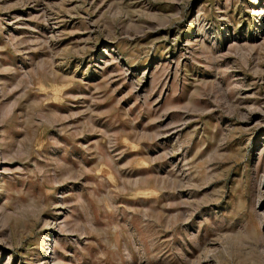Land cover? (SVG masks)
Masks as SVG:
<instances>
[{
	"label": "rangeland",
	"instance_id": "obj_1",
	"mask_svg": "<svg viewBox=\"0 0 264 264\" xmlns=\"http://www.w3.org/2000/svg\"><path fill=\"white\" fill-rule=\"evenodd\" d=\"M0 264H264V0H0Z\"/></svg>",
	"mask_w": 264,
	"mask_h": 264
}]
</instances>
